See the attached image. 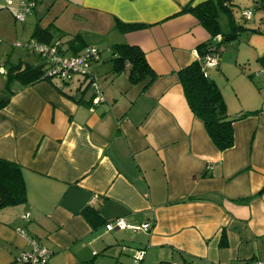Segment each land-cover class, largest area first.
Returning a JSON list of instances; mask_svg holds the SVG:
<instances>
[{"label":"crops","instance_id":"obj_1","mask_svg":"<svg viewBox=\"0 0 264 264\" xmlns=\"http://www.w3.org/2000/svg\"><path fill=\"white\" fill-rule=\"evenodd\" d=\"M37 1L53 18L31 30L49 29L64 52L77 34L80 52L98 49L96 61L103 49L111 61V45L127 43L142 50L155 78L129 85L126 70L118 75L106 67L111 79L95 106L92 85L84 89L88 80L78 75L64 86L71 98L42 79L17 84L0 99L8 98L0 108V158L20 166L26 189L24 202L0 208V264H17L19 253L32 248L30 237L50 251L49 264H135L138 250V264L264 260V21L261 32L223 44L217 66L206 69L227 113L247 112L233 123V146L219 151L177 74L210 39L180 11L207 0ZM116 19L145 26L121 32ZM239 62L251 68L249 77L236 72ZM85 208L96 217L84 216ZM117 217L152 228L106 231Z\"/></svg>","mask_w":264,"mask_h":264},{"label":"trees","instance_id":"obj_2","mask_svg":"<svg viewBox=\"0 0 264 264\" xmlns=\"http://www.w3.org/2000/svg\"><path fill=\"white\" fill-rule=\"evenodd\" d=\"M232 6L231 0H207L194 6L187 4L182 7L180 11V13H189L193 15L198 20L199 24L210 34V39L196 46L198 58L181 68L177 74L183 95L190 110L203 122L206 133L219 151L227 150L233 146V123L236 120L244 118L247 112L240 113L236 116H230L227 113L226 105L219 88L205 73L206 71L203 68L204 58L206 55L211 54H216L218 56L223 44L238 38L242 32H261L259 23L255 27H251L236 22L233 18ZM1 7L9 6H0V8ZM247 8H251L252 12H264V0H250V5ZM221 13L226 14L230 18L229 29L226 32L221 29L219 23V16ZM242 18L244 17L242 16ZM260 20L261 22L264 21V16L260 17ZM144 26L145 24L141 23H124L117 19L115 21V27L121 32L138 30ZM31 35L33 38L44 43H48L54 39L49 29H42L38 26L34 27ZM217 35L220 36L219 40L215 39ZM67 42L68 47L64 54L68 53L67 56H74L81 53L80 51L83 49V39L81 35H74ZM110 53L112 56L113 73L120 74L128 67L130 81L133 83L139 79H146L147 82L145 86L149 85L155 78L154 73L145 60L144 53L139 47L127 43H115L111 45ZM262 60H264V58H262ZM94 61L90 62V71L91 64ZM44 70L45 67L43 63L38 66L30 64L12 66L7 72V81L11 79H20L21 82L18 84L26 86L38 80H42ZM93 76L97 83L96 74L92 73V71L90 75L86 74L81 76L85 80H88L84 89L89 87L90 84L92 85L94 81L92 78ZM48 81L52 83L61 94L70 98L72 97L71 92L64 89V86L68 84L70 80L65 81L61 85L53 80L48 79ZM75 89V91H81L80 88ZM7 100L8 98L0 101V108L7 103ZM262 191H264V189H262L260 193ZM25 199L26 189L20 166L0 158V208L21 204ZM82 214L87 217L90 214H94L95 217L97 215L96 212L90 208H85ZM30 239L35 240L32 237H30ZM220 244L222 246L226 244L224 235H222Z\"/></svg>","mask_w":264,"mask_h":264},{"label":"built area","instance_id":"obj_3","mask_svg":"<svg viewBox=\"0 0 264 264\" xmlns=\"http://www.w3.org/2000/svg\"><path fill=\"white\" fill-rule=\"evenodd\" d=\"M37 0H17L15 4V19L23 22L25 16L35 8ZM0 6H13V0H0ZM242 16L246 20L252 18L253 12L251 8L242 10ZM216 40L220 36L215 37ZM24 49L35 53L42 60L45 70L42 78L45 80H53L61 85L65 81L72 79L74 75L84 76L91 73L90 62L98 60L99 51L95 47H89L84 52L74 56H67L64 54V43L60 38H54L48 43L40 42L31 37L25 43H16ZM198 58V56H197ZM218 64V56L216 54L206 55L203 61V68L215 67ZM0 72H3L0 69ZM206 73V72H205ZM207 74V73H206ZM94 79L92 83L93 98L92 106L100 103L102 98V90ZM28 213H24L22 218H27ZM152 226L150 223H131L122 217L114 218L104 224L106 231L127 230L131 232H149ZM32 248L28 251L22 250L16 258L17 264H49L48 259L50 251L38 244L35 240H31ZM143 251H136L134 254V263L138 264L142 259ZM255 264H264V260H256Z\"/></svg>","mask_w":264,"mask_h":264},{"label":"rangeland","instance_id":"obj_4","mask_svg":"<svg viewBox=\"0 0 264 264\" xmlns=\"http://www.w3.org/2000/svg\"><path fill=\"white\" fill-rule=\"evenodd\" d=\"M17 0H13V6L9 7H1L0 8V65L5 69V72L10 70L13 66H19L20 64L26 65L27 63L33 66H38L42 64V60L35 53H32L21 46H17L16 43H25L31 35L32 31L31 27L37 22H46L50 21L53 18V13L44 5V2L39 3L37 1L35 10V14L28 13L25 16L23 22L17 21L15 19V4ZM232 1V10H233V18L236 22L245 25L252 26L255 23L260 22V17L264 16V12H253L252 19L245 20L242 18L241 11L246 9L250 5V0H231ZM33 11V10H32ZM31 11V12H32ZM227 17L225 14H220L219 21L220 26L223 31H228ZM102 52V60L96 61L97 64L94 65L98 71H100V80L98 84L100 88H104L106 85V81L110 82V76L108 75L110 72H106V67L112 66V61L109 60V52L106 49L101 50ZM227 58L228 55H224ZM92 65V64H91ZM103 65V67H101ZM232 68V67H231ZM234 68V67H233ZM237 71L241 72L249 77V69L248 66H245L242 63H238L236 65ZM239 68V69H238ZM243 69V70H240ZM127 72V83L129 85H134L135 83H145V79L136 80V82H131L129 79V68H125ZM232 72V71H231ZM234 72V71H233ZM209 73V70H207ZM248 73V74H247ZM231 74V73H230ZM119 75V74H118ZM232 75V74H231ZM235 77V76H232ZM211 79V78H210ZM233 79V78H232ZM21 82L20 79H11L7 81L6 74L0 72V99L6 95V92H9L11 89L16 87V85ZM90 92V90H88ZM221 93V91H220ZM222 95V93H221ZM132 262H129L131 264Z\"/></svg>","mask_w":264,"mask_h":264}]
</instances>
